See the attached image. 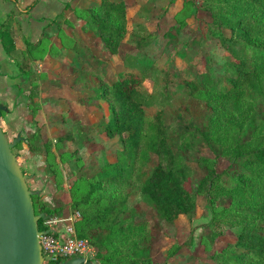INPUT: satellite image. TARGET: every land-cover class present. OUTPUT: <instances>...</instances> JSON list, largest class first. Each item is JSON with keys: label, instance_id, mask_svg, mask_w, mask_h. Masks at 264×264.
I'll use <instances>...</instances> for the list:
<instances>
[{"label": "trees", "instance_id": "16d2710c", "mask_svg": "<svg viewBox=\"0 0 264 264\" xmlns=\"http://www.w3.org/2000/svg\"><path fill=\"white\" fill-rule=\"evenodd\" d=\"M127 2L101 0L86 8L91 19L82 32L93 38L91 44H103L110 54L107 65L113 57L122 62L112 75L106 67L88 66L82 59L86 55L78 50L60 57L75 78L68 86L76 90L75 83L80 81L93 92L84 97L85 107H109V116L96 126L102 125L107 138L119 141L116 160L98 167L86 199L97 195L104 224L92 233L82 229L78 236L104 247V261L143 264L150 261L160 231L150 218L138 219L142 211L128 207V196L141 194L156 214L169 222L193 213L198 196H202L211 214L205 235L213 241L226 231L230 236L214 250V261L264 264V0H209L205 7L212 16L214 35L224 36V30L229 31L223 39L224 63L216 72L168 68L158 92L151 80L152 68L126 65L121 55L128 33ZM9 18L1 36L12 52L14 33ZM38 43L29 47L34 50ZM92 48L86 45L88 51ZM74 58L79 63H74ZM155 92L165 100L175 96L189 100L181 102L174 119L167 123L163 112L151 104ZM81 135L88 139L87 133ZM71 136L72 132H67L56 143ZM203 143L226 159V167L219 170L215 162L197 157ZM44 145L50 150L49 141ZM152 156L156 163L149 166ZM191 161L200 169L198 177ZM39 198L33 197L35 212L52 213L36 209ZM84 222V227L90 223ZM38 226L43 229L42 220Z\"/></svg>", "mask_w": 264, "mask_h": 264}, {"label": "rangeland", "instance_id": "374dc122", "mask_svg": "<svg viewBox=\"0 0 264 264\" xmlns=\"http://www.w3.org/2000/svg\"><path fill=\"white\" fill-rule=\"evenodd\" d=\"M100 1L67 2L68 10L57 18L51 30L47 29L39 47L25 51L24 70L29 72H24L20 91L14 89L9 93L8 102L13 104V113L4 114L3 117H8L7 122L0 117V126L10 140L18 133L24 138L15 145L13 152L29 176V187L39 190L36 209L53 210L49 213L51 218L63 219L64 224L73 223L77 235L82 229L92 233L98 225L104 224L99 215L102 205L97 202V195H92L88 203L86 199L89 183L98 167L104 161L116 160L119 141L117 137L107 138L102 125L96 126L102 117L109 116V107L102 104L92 110L85 107V96L93 92L80 81L75 83L77 91L68 86L75 78L66 62L62 65L60 57L69 55L71 49L78 50L86 55L82 59L88 66L106 67L111 75L122 63L118 57H113L107 65L105 62L110 54L103 44H91L93 38L82 32L91 19L86 8ZM208 1L128 0V33L121 55L126 65L152 68L151 80L156 83L157 92L162 89L164 72L168 68L187 69L193 73L204 69L216 72L224 63L223 39L229 31L225 29L224 36L214 35L212 16L205 7ZM86 45H93L94 51L90 49L89 52ZM77 59L74 58V63H79ZM157 92L151 104L160 109L165 121L170 123L181 102L189 99L175 96L165 100ZM67 132H72V136L56 143ZM80 133H87L88 139H83ZM46 140L51 143L50 150L44 145ZM200 156L208 158L210 164L215 162L219 170L228 163L207 143L200 145L197 157ZM155 163L156 157L152 156L149 166ZM191 163L198 177L200 169L195 161ZM126 204L130 209L139 207L142 215L138 219L150 218L160 231V240L153 244L150 261L143 264H218L212 258L214 250L223 246L230 236L226 231L213 241L205 235L211 214L202 196H198L193 213L180 215L172 222L159 217L139 193L130 194ZM84 221L90 222L87 227H84ZM85 239L90 244L88 257L91 264H118L104 261L102 254L106 249L92 243L88 237Z\"/></svg>", "mask_w": 264, "mask_h": 264}, {"label": "water", "instance_id": "95a60500", "mask_svg": "<svg viewBox=\"0 0 264 264\" xmlns=\"http://www.w3.org/2000/svg\"><path fill=\"white\" fill-rule=\"evenodd\" d=\"M7 108L0 104V117ZM24 138L18 133L10 140L0 126V264H47L39 237L49 229H39L38 222L50 215L36 213L33 197L39 190H32L17 155L15 145ZM82 257H72L56 264H81Z\"/></svg>", "mask_w": 264, "mask_h": 264}, {"label": "crops", "instance_id": "0c3cea01", "mask_svg": "<svg viewBox=\"0 0 264 264\" xmlns=\"http://www.w3.org/2000/svg\"><path fill=\"white\" fill-rule=\"evenodd\" d=\"M69 0H0V104L7 108L2 112V119L14 111L13 104L8 102L11 90L20 91L24 83L25 51L32 49L30 43L39 45L44 41L47 29H52V22L65 14ZM9 18L14 33L12 52L5 47L1 29ZM22 91V88H21ZM24 91V90H23ZM35 173V169L30 167ZM35 175V174H34Z\"/></svg>", "mask_w": 264, "mask_h": 264}, {"label": "built area", "instance_id": "2783aa9c", "mask_svg": "<svg viewBox=\"0 0 264 264\" xmlns=\"http://www.w3.org/2000/svg\"><path fill=\"white\" fill-rule=\"evenodd\" d=\"M46 229H49V232L39 237L44 263L51 264L59 259L82 257L84 262L81 264H91L88 257L90 244L87 239L77 235L73 223L64 224L63 219L49 216L43 220V230Z\"/></svg>", "mask_w": 264, "mask_h": 264}]
</instances>
